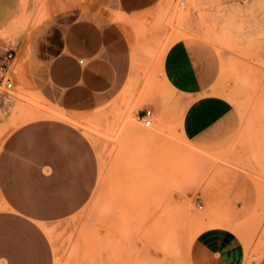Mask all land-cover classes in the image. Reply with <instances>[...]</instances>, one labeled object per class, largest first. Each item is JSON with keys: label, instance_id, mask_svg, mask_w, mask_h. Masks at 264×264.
<instances>
[{"label": "rangeland", "instance_id": "374dc122", "mask_svg": "<svg viewBox=\"0 0 264 264\" xmlns=\"http://www.w3.org/2000/svg\"><path fill=\"white\" fill-rule=\"evenodd\" d=\"M26 24L0 32V79L14 84L11 98L0 100L11 108L10 114L2 110L0 122L16 127L41 118L67 121L95 136L97 151L94 204L52 237L56 264H264V0H164L154 18L136 19L127 30L134 60L143 56L140 80H130L114 102L88 112L60 111L49 103L24 58L3 66ZM168 28L171 42L203 36L222 55L218 91L242 119L227 149H197L177 119L157 123L153 116L150 126L137 119L142 102L161 83L152 81L150 66L157 50L136 42ZM236 198L240 206L233 210ZM211 229L226 233L219 258L200 256L198 237Z\"/></svg>", "mask_w": 264, "mask_h": 264}, {"label": "crops", "instance_id": "0c3cea01", "mask_svg": "<svg viewBox=\"0 0 264 264\" xmlns=\"http://www.w3.org/2000/svg\"><path fill=\"white\" fill-rule=\"evenodd\" d=\"M163 1L0 0V32H13L27 21L18 45L11 44L14 61L25 59L35 88L49 103L70 113L88 112L114 102L143 74L138 69L143 56L134 60L127 30L136 19L154 18ZM144 42L157 50L150 66L152 81L161 85L138 113L151 109L157 123L177 119L186 139L202 151L231 146L242 119L218 91L222 55L217 47L203 36L171 42V28L136 43ZM2 110L11 113L10 107ZM13 124L0 122V264H56L52 237L94 204L95 136L63 120ZM248 195L250 210L255 192ZM231 205L237 210L238 199ZM225 238L219 229L201 233L200 256L219 258Z\"/></svg>", "mask_w": 264, "mask_h": 264}, {"label": "built area", "instance_id": "2783aa9c", "mask_svg": "<svg viewBox=\"0 0 264 264\" xmlns=\"http://www.w3.org/2000/svg\"><path fill=\"white\" fill-rule=\"evenodd\" d=\"M15 56H16V50L13 48L10 49L4 59L3 66H5L6 69L9 67V64L15 59ZM6 69H4V71H6ZM13 89H14V84L11 81V79H7L5 83L4 80L0 79V100L11 98ZM0 108L2 109L3 106L0 105ZM153 116H154L153 111L147 108L138 114L137 119L140 121H144V124L146 126H150L152 124ZM200 207L202 208L203 206Z\"/></svg>", "mask_w": 264, "mask_h": 264}, {"label": "bare ground", "instance_id": "6f19581e", "mask_svg": "<svg viewBox=\"0 0 264 264\" xmlns=\"http://www.w3.org/2000/svg\"><path fill=\"white\" fill-rule=\"evenodd\" d=\"M208 33V32H207ZM204 34V33H203ZM206 34V33H205ZM28 108V107H27ZM29 109V108H28ZM25 110V109H24ZM26 111V110H25ZM30 111V110H29ZM33 111V110H32ZM37 111V110H36ZM61 111V110H60ZM35 112V111H34ZM39 112V111H38ZM38 112H37V114H38ZM58 112V111H57ZM24 113V112H23ZM41 113V112H40ZM47 112H45V115H47V114H49V113H47ZM51 113V112H50ZM60 112H58V114H59ZM64 113V112H63ZM63 113H61V114H63ZM31 114V113H30ZM33 114H35V113H33ZM67 114V113H66ZM65 114V115H66ZM27 115H28V113H27ZM60 115V114H59ZM68 115V114H67ZM42 116H43V114H42ZM53 116H55V115H53ZM69 116H70V114H69ZM68 116V117H69ZM44 117V116H43ZM63 117V116H62ZM73 117V116H72ZM71 117V118H72ZM75 117H77V116H75ZM82 118H87V117H83V116H81ZM39 118H41V117H39ZM64 118V117H63ZM78 118H79V115H78ZM33 119H35V117L33 118ZM70 120V119H69ZM73 120V119H72ZM76 121V120H75ZM87 121H89V119L87 120ZM25 122V121H24ZM77 123H79L78 121H77ZM181 123V122H180Z\"/></svg>", "mask_w": 264, "mask_h": 264}]
</instances>
